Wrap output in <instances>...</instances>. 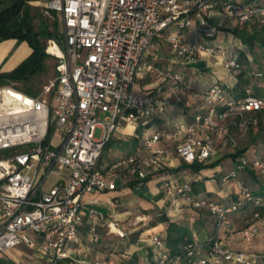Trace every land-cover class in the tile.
Wrapping results in <instances>:
<instances>
[{"label":"built area","instance_id":"2783aa9c","mask_svg":"<svg viewBox=\"0 0 264 264\" xmlns=\"http://www.w3.org/2000/svg\"><path fill=\"white\" fill-rule=\"evenodd\" d=\"M217 8L222 20L218 26L207 20ZM41 13L52 22L59 17L61 23V42L47 40L48 47L59 51L52 54L46 49L56 60L55 77L36 96L12 86L0 88V253L25 246L32 252V264H98L69 262L67 247L80 242L78 228L85 222L93 242L100 227L119 238L126 234L103 213L85 208V194L114 191L118 178L144 181L165 170L173 158L187 165L217 161L223 151L236 150L240 138L258 126L257 114H264V96L252 88L233 93L229 86L214 84L191 95L204 103L203 113L172 129L150 132L157 116L183 110L189 96L183 75L157 69L148 60L154 41L168 45L172 64L189 66L207 54L237 76L243 67L230 46L186 41L165 31L173 25L195 27L210 39L221 26L251 22L264 26V0H43ZM246 74L264 79V71ZM148 75L167 84L165 93L160 86L149 93L133 92ZM103 114L105 119L100 120ZM126 126L144 131L146 155L138 147L101 168L106 145ZM97 129L100 134L95 137ZM160 142L165 147H157ZM6 151L11 152L8 158L1 155ZM247 166L264 174V160L249 163L240 158L235 170L221 179H235L237 198L227 204L194 196L193 185L199 181L194 176L179 185L164 180L160 189L173 201L206 209L217 232L229 230L232 214L250 209L241 230L242 241L248 243L264 235V194L255 195L237 179ZM49 177L56 179L50 185ZM145 243L152 249V259L145 264H264V256L234 251L218 237L204 245L184 238L174 254L158 234Z\"/></svg>","mask_w":264,"mask_h":264},{"label":"crops","instance_id":"0c3cea01","mask_svg":"<svg viewBox=\"0 0 264 264\" xmlns=\"http://www.w3.org/2000/svg\"><path fill=\"white\" fill-rule=\"evenodd\" d=\"M16 2L17 0H1L0 12L15 5ZM42 7L43 0H24L21 13L16 18H23L25 22L30 23L33 32L39 33L49 23L42 16ZM207 20L212 25L218 26L222 23L218 8L208 13ZM251 23L260 26L256 22ZM233 27L221 26L218 35L210 38V41L199 34L197 38L188 37L191 40L187 39L185 35H182V37L186 41H202L208 45L230 46L237 51L238 61L243 67L242 73L237 76L228 74L221 66L218 58L207 54L202 55L197 63L189 66L172 64V54L168 45L161 39L154 41L148 60L153 61L157 69L161 70L162 67L183 75L189 96L185 100L183 110L178 109L174 112L157 116L149 126L150 132L172 129L180 123L190 122L196 114L203 113L205 111L204 103L201 99H195L191 95L194 93L202 94L214 84L229 86L232 91L236 89L237 93L245 87H250L256 95L264 96V79L252 78L246 74L252 70L264 71V65L262 64L264 49L259 48L254 51L248 44L235 38L227 31ZM48 30H50L49 25ZM196 32L198 33L197 30ZM44 40L40 39L43 47ZM166 48L169 49L167 53L165 52ZM32 53L33 48L26 39L17 37L0 38V74L14 71ZM45 54L46 56L42 61L43 68L49 65L48 58H50V55L46 52ZM42 73L43 70L35 73L33 76L34 83H40L39 79H41L40 75ZM11 86L15 89H17L16 87L23 89L22 83L19 82L0 83V88ZM159 86L161 92L165 93L167 84L161 83L153 75H148L145 79L136 83L133 92L149 93L155 91ZM32 89L35 90L34 88ZM35 91L40 92L38 90ZM261 115L263 121L264 114ZM257 117L259 118V116ZM263 134L264 129L262 136H248L249 139L241 140L236 150L223 151L222 157L217 161L205 165L197 164L201 166L196 172L191 169L192 165H187L180 159L173 158L169 161L165 170L152 175L144 181L139 182L132 179L118 178L115 182L116 188L114 191L85 194L82 198L84 207L103 213L109 219L118 223L126 235L124 238H119L115 234L110 233L107 228L100 227L97 230L98 240L93 242L89 236L88 225L84 222L78 228L80 242L78 244L71 243L67 247L69 262L145 264L152 259V249L145 243V239L158 234L166 242L167 230L170 224L182 229L187 234V238H196L202 245L218 237L234 251L264 256L263 234L248 243L243 242L241 238V230L246 226V220L250 217V209L242 210L230 216L229 233H226L228 231L225 230L217 232L215 219L206 209L193 208L183 200L173 201L160 189V184L164 180H170L172 184L179 185L187 180L188 177L194 176L199 179L193 185L192 190L193 195L197 198H205L221 204L236 200L235 181L230 179L222 182L221 179L235 169L240 158H245L249 163L257 157L264 160ZM143 141L144 131L141 128L126 126L118 129L103 151L99 163L100 167L106 168L117 159L134 153L138 147L142 149ZM157 147L163 148L165 144L160 142ZM249 150L257 152V157H254V154L249 156ZM141 155H146V151L142 149ZM62 173L65 174L66 171ZM237 177L255 195L264 194V174L247 166L238 173ZM50 178L48 185L56 180L55 177ZM204 252L205 247L200 249L199 254L202 255ZM32 258V252L25 246H20L9 252L0 253V264H32ZM175 264H187V262L181 261ZM257 264L263 263L258 261Z\"/></svg>","mask_w":264,"mask_h":264},{"label":"trees","instance_id":"16d2710c","mask_svg":"<svg viewBox=\"0 0 264 264\" xmlns=\"http://www.w3.org/2000/svg\"><path fill=\"white\" fill-rule=\"evenodd\" d=\"M23 2L24 0H17L15 5L8 7L0 12V38L4 39L10 37H17L26 39L32 46L33 53L14 71L10 73L0 74V83H22V90L29 96H35L38 94V92L31 88L33 76L39 70L43 69L42 61L46 56L45 48L42 46L40 39H53L57 43H60L61 36L58 31V25L56 21L54 22V27L52 30H48L47 25L44 26L39 33H35L32 31L33 29L30 26L29 22H25L23 18H16L21 13ZM246 25L247 24L241 27H244ZM241 27L234 26L232 29H228L227 31L231 33L235 38L241 40L245 44H248L251 49H253V43H256L258 48L264 49V36L261 35L264 34L263 25H260V32L263 33H260L259 31H253V33H246V35L242 34V30H238V28ZM260 35L263 36V38L260 37ZM233 93H237V90L234 89ZM257 116H259L258 125L262 126V115L257 114ZM200 166L201 165H197L195 163L192 164L191 169L196 172L198 171ZM167 231L168 235L166 239V245L170 252L174 254L178 251V245L183 241L184 238H187V234H185L182 229H180L174 224H170Z\"/></svg>","mask_w":264,"mask_h":264},{"label":"rangeland","instance_id":"374dc122","mask_svg":"<svg viewBox=\"0 0 264 264\" xmlns=\"http://www.w3.org/2000/svg\"><path fill=\"white\" fill-rule=\"evenodd\" d=\"M48 25H49L50 30H52L53 27H54V22L49 21ZM57 25H58V31L60 32L61 23H60L59 17H58ZM233 26L234 25H229L228 27H233ZM238 30H242L243 33L242 32L241 33L243 35L244 34L246 35V33H253V31H259L260 32L261 31V28H260V26L254 25L253 23H249L248 25H246L244 27L238 28ZM169 33L178 34V35H181V36L182 35H185V36H187V39H189V40H191V38L192 39L195 38V37L197 38L198 37V34H199V33L196 32V28L195 27H191V28H188V29H179L178 27H176L174 25L171 26V27H169V29H167L165 31V34H169ZM260 33H263V32H260ZM261 35L264 36V34H261ZM261 35H260V37L263 38V36H261ZM188 37H191V38H188ZM207 40L210 41L211 39H207ZM43 45H44L45 52H46V49L48 47L47 40H44L43 41ZM253 45L254 46H253V49L252 50L257 51L259 49L258 46H257V44L256 43L255 44L253 43ZM168 50L169 49L166 48L165 49V52L167 53ZM48 59H49V65H48V67L45 66L42 69L43 70V73L40 75V78H41V79H39L40 83H38V82H35L34 83L32 81V88H34L35 90L40 91L41 88H42V86L45 85V84H47V83H49L55 77V75H56L55 74V70H54V66L56 64V60L52 56H50V58H48ZM260 62H262V61H260ZM262 64L264 65V60H263ZM161 70L162 71H166L168 69H165V68H162L161 67ZM16 88L18 90H20L21 92H23L22 89H20L19 87H16ZM46 99H49V96H46ZM103 119H105V115L104 114L100 116V120H103ZM263 129H264V119L262 121V126L258 125L257 127L250 128L246 132V134L243 137L240 138L239 143H240L241 140H244L245 138H248V136L249 137H252V136H254V137H256V136H262L261 134H262ZM99 134H100V130L97 129L96 132H95V137H98ZM263 137H264V134H263ZM54 142H56V138H55ZM20 149L22 150L23 148H20ZM10 154H11L10 151H6V152H3L1 155L8 158ZM253 154H254V157L255 156L257 157V152H254L252 150H249L248 155L250 156V155H253ZM257 158H259V157H257ZM237 179H238V177H237ZM50 180H51V178L49 177L47 179V181H50ZM232 180L235 181V179H232Z\"/></svg>","mask_w":264,"mask_h":264},{"label":"bare ground","instance_id":"6f19581e","mask_svg":"<svg viewBox=\"0 0 264 264\" xmlns=\"http://www.w3.org/2000/svg\"><path fill=\"white\" fill-rule=\"evenodd\" d=\"M47 52L52 54H59L58 49L52 45L48 47Z\"/></svg>","mask_w":264,"mask_h":264}]
</instances>
